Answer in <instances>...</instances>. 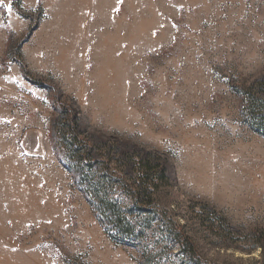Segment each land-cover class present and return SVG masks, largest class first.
<instances>
[{"label":"rangeland","instance_id":"obj_1","mask_svg":"<svg viewBox=\"0 0 264 264\" xmlns=\"http://www.w3.org/2000/svg\"><path fill=\"white\" fill-rule=\"evenodd\" d=\"M261 83L264 0H0V264H137L66 168L86 156L160 163L202 261L264 264Z\"/></svg>","mask_w":264,"mask_h":264},{"label":"trees","instance_id":"obj_2","mask_svg":"<svg viewBox=\"0 0 264 264\" xmlns=\"http://www.w3.org/2000/svg\"><path fill=\"white\" fill-rule=\"evenodd\" d=\"M260 86L262 92L257 95L246 94L248 104L243 118L246 125L264 136V87L262 83ZM72 118L67 117L64 125L71 133L70 150L79 155L77 128ZM88 158L74 159L75 163L66 164V168L74 174L77 189L115 246L136 250L137 264H209L198 256L183 227L156 207V187L160 181H166L163 165L143 158L138 163H116L120 170L117 175L109 163L96 165ZM253 238L264 263V233L256 232Z\"/></svg>","mask_w":264,"mask_h":264}]
</instances>
